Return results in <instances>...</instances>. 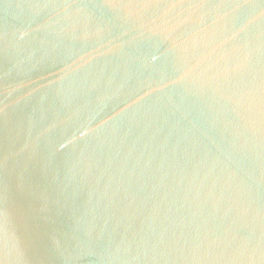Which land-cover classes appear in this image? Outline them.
I'll return each mask as SVG.
<instances>
[{"label": "water", "instance_id": "obj_1", "mask_svg": "<svg viewBox=\"0 0 264 264\" xmlns=\"http://www.w3.org/2000/svg\"><path fill=\"white\" fill-rule=\"evenodd\" d=\"M0 264H264V0H0Z\"/></svg>", "mask_w": 264, "mask_h": 264}]
</instances>
